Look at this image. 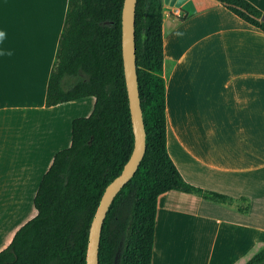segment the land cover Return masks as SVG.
<instances>
[{"label":"crops","instance_id":"1","mask_svg":"<svg viewBox=\"0 0 264 264\" xmlns=\"http://www.w3.org/2000/svg\"><path fill=\"white\" fill-rule=\"evenodd\" d=\"M248 1L264 13V0ZM67 8L0 0V47L11 51L0 55V206L17 221L0 229V252L36 216L43 176L95 106L94 97L46 106ZM163 43L173 162L189 184L250 205L241 213L197 194L161 195L152 264H247L264 248V32L216 0H188L164 4Z\"/></svg>","mask_w":264,"mask_h":264},{"label":"trees","instance_id":"2","mask_svg":"<svg viewBox=\"0 0 264 264\" xmlns=\"http://www.w3.org/2000/svg\"><path fill=\"white\" fill-rule=\"evenodd\" d=\"M264 32V13L248 0H216ZM125 0H68L50 74L46 106L87 97L90 116L73 122L72 144L58 152L35 195L36 216L0 252V264H86L90 228L107 186L135 145L122 52ZM163 0H138V83L146 153L104 222L100 264H152L158 199L170 191L197 194L247 213L250 202L197 188L182 177L167 147ZM247 264H264V248Z\"/></svg>","mask_w":264,"mask_h":264},{"label":"water","instance_id":"3","mask_svg":"<svg viewBox=\"0 0 264 264\" xmlns=\"http://www.w3.org/2000/svg\"><path fill=\"white\" fill-rule=\"evenodd\" d=\"M170 7H181L188 0H163ZM138 0H125L122 15V52L128 89L135 145L133 153L122 173L106 188L90 228L86 264H100V244L104 222L110 207L121 190L133 179L146 153V128L141 105L137 50L136 7ZM264 23V16L261 18Z\"/></svg>","mask_w":264,"mask_h":264},{"label":"rangeland","instance_id":"4","mask_svg":"<svg viewBox=\"0 0 264 264\" xmlns=\"http://www.w3.org/2000/svg\"><path fill=\"white\" fill-rule=\"evenodd\" d=\"M10 208H9L8 204L4 205V206L3 205L0 206V209L2 211H4V213H8L9 214L6 217H4L2 220H0V229L1 230H5V231L6 230H11L16 225L17 221H16V219H14L15 218L14 215H16V214H14L15 210L12 209V208L10 209Z\"/></svg>","mask_w":264,"mask_h":264},{"label":"clouds","instance_id":"5","mask_svg":"<svg viewBox=\"0 0 264 264\" xmlns=\"http://www.w3.org/2000/svg\"><path fill=\"white\" fill-rule=\"evenodd\" d=\"M7 30L0 25V45H3L4 41L7 39ZM0 55H11V51L0 47Z\"/></svg>","mask_w":264,"mask_h":264},{"label":"bare ground","instance_id":"6","mask_svg":"<svg viewBox=\"0 0 264 264\" xmlns=\"http://www.w3.org/2000/svg\"><path fill=\"white\" fill-rule=\"evenodd\" d=\"M0 211H1L0 212V220H2L4 217H6L7 215H9L8 213H4V211H2L1 209H0Z\"/></svg>","mask_w":264,"mask_h":264}]
</instances>
